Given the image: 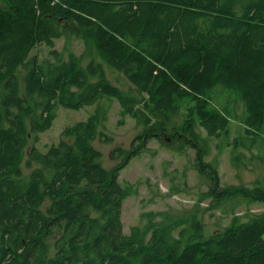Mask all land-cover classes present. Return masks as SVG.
Instances as JSON below:
<instances>
[{"label": "trees", "instance_id": "1", "mask_svg": "<svg viewBox=\"0 0 264 264\" xmlns=\"http://www.w3.org/2000/svg\"><path fill=\"white\" fill-rule=\"evenodd\" d=\"M239 1L0 0V264H264V210L247 221L234 214L209 236L195 218L175 237L182 222L166 212L145 214L128 234L122 221L124 202L138 195L136 184L119 182L122 170L164 138L194 150L215 207H264L263 187H220L218 166L206 161L207 137L230 136L229 115L210 107L217 86L241 95L249 149L264 139V0H248L241 14ZM61 39L82 41L84 53L58 51ZM41 45L50 59L33 55ZM102 61L126 76V88ZM104 98L118 102V126L131 117L141 127L129 150L113 151L121 161L111 169L93 145L108 120ZM93 105L57 145L36 147L59 109Z\"/></svg>", "mask_w": 264, "mask_h": 264}, {"label": "rangeland", "instance_id": "2", "mask_svg": "<svg viewBox=\"0 0 264 264\" xmlns=\"http://www.w3.org/2000/svg\"><path fill=\"white\" fill-rule=\"evenodd\" d=\"M247 1L240 0L235 6V11L241 14ZM66 48L72 49L77 55L84 53L83 42L80 40L73 39L65 43V40L61 39L56 42L58 51L62 52ZM37 53L41 61L50 59L49 49L44 45L35 49L33 55ZM95 60L100 63L98 58ZM83 63L88 64L87 57ZM101 64L107 78L114 85L127 87L129 82L124 74L105 61ZM209 100L212 109L228 114L230 119V136L227 138L209 139L203 129H198L204 138L207 137L211 147L206 161L219 168V186L259 185L264 188V139H259L249 149L250 141L246 138L243 124L247 109L241 95L220 85L210 92ZM99 105L108 108L109 114L107 122L99 126L98 139L93 145L102 153V166L111 169L121 161L113 159V151L116 147L129 150L141 127L137 126L131 117L127 118L124 126H118L120 107L117 101L104 98ZM96 109L97 105L86 106L80 111L59 109L53 128L40 135L36 147L46 152L49 147L59 143L61 132L67 125L86 120ZM175 120L180 121L179 118ZM105 137L111 140L104 141ZM163 140L150 142L149 149L132 159L121 172V184L130 182L138 188V195L128 198L123 205V231L126 234L133 226H145L147 213L166 212L169 215V223L181 221L182 224L174 234L178 237L179 232L187 226L184 222L195 218L203 224L205 235L209 236L230 224L234 214L243 216L247 221L251 214L264 210L261 204L242 201L240 205H236L233 200H227L215 207L213 198L203 196L211 182L198 172L194 150L184 147L183 142H174L168 138V144L165 145ZM244 143L246 146H242ZM235 156H240L239 162L234 160ZM156 220H160V217ZM50 256H53V252Z\"/></svg>", "mask_w": 264, "mask_h": 264}]
</instances>
